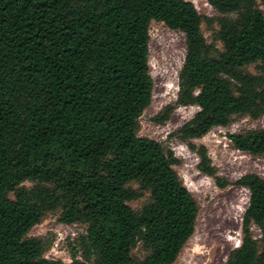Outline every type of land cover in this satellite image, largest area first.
<instances>
[{
    "label": "trees",
    "instance_id": "1",
    "mask_svg": "<svg viewBox=\"0 0 264 264\" xmlns=\"http://www.w3.org/2000/svg\"><path fill=\"white\" fill-rule=\"evenodd\" d=\"M206 2L215 19L185 0H0V264H62L26 237L56 210L59 223L86 226L93 264H175L197 206L173 153L136 134L153 87L150 22L184 37L176 100L153 121L164 124L177 106L198 108L175 135L197 155L199 173L227 186L193 141L233 117L264 115V0ZM202 22L216 23L220 51ZM227 138L264 156L262 128ZM234 184L249 199L225 264H264V179ZM142 192L151 201L135 213L128 204ZM137 244L148 252L142 259L132 258Z\"/></svg>",
    "mask_w": 264,
    "mask_h": 264
},
{
    "label": "rangeland",
    "instance_id": "2",
    "mask_svg": "<svg viewBox=\"0 0 264 264\" xmlns=\"http://www.w3.org/2000/svg\"><path fill=\"white\" fill-rule=\"evenodd\" d=\"M191 2L197 13L207 19H215L218 14L206 0H185ZM216 23L202 22L201 33L205 41L219 51L222 44L217 37ZM148 65L153 87L150 104L137 120L136 134L159 143L170 150L178 160L173 167L178 179L190 193L197 206V216L192 236L184 244L175 264H225L232 250L241 240L242 216L248 205L249 192L234 183L244 175L256 174L264 179V156H251L232 147L227 138L247 130L264 129V115L258 120L247 117H233L225 127H215L204 137L194 140L196 146H204L217 175L228 183L219 188L216 182L197 170L199 159L186 143L181 142L175 132L198 111L195 106H177L164 124L153 118L164 108L172 106L178 91V73L184 61V37L162 23L150 22L148 27ZM25 189L30 183L22 185ZM129 188L137 190L139 185L132 183ZM11 197V196H10ZM151 201L148 192H142L139 199L130 202L129 207L139 213ZM59 210L49 212L26 235L27 239L38 240L42 245V257L62 264H93V256L85 247L86 226L83 224L65 225L58 222ZM255 235L256 228H252ZM141 244L132 251L133 259L147 255Z\"/></svg>",
    "mask_w": 264,
    "mask_h": 264
}]
</instances>
